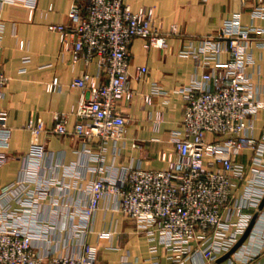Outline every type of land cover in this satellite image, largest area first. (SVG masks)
<instances>
[{"label":"built area","instance_id":"obj_1","mask_svg":"<svg viewBox=\"0 0 264 264\" xmlns=\"http://www.w3.org/2000/svg\"><path fill=\"white\" fill-rule=\"evenodd\" d=\"M0 2L16 4L17 0ZM252 16L264 20V0ZM67 19L66 25H48V31L58 35L62 53H69L74 63L96 61L98 77L104 82L93 86L87 72L73 79L71 87L80 91V99L71 111L76 118L71 131L66 113L53 116L51 129L41 122L24 125L31 135L30 151L23 158L19 179L0 197V264H98L96 251L83 237L103 201L134 222L147 241L162 245L173 264H185L197 256L201 264H217L243 236L264 198V125L259 131L256 127L264 98L248 73L255 64L253 48L264 49V29L243 26L236 14L215 34L204 37L198 50L181 52L192 57L202 72L180 91L182 120L171 133L175 160L165 169L138 166L122 170L118 177L92 179L84 200L62 204L69 188L77 185L60 186L56 178L42 177L46 153L38 137L48 132L57 137L70 134L84 144L99 141L101 145L123 140L127 119L119 104L134 96L128 86V46L133 39L144 40L146 48L167 46V38L155 28L152 9L131 11L125 0L76 1ZM3 30L0 19V50ZM147 73L146 67H136L135 80ZM8 80L0 65V99ZM58 89L54 83L48 86L51 92ZM165 94L156 87L151 93ZM151 95L145 97L147 104ZM5 119L1 111L0 168L8 161L12 133ZM246 152L250 157L244 161L241 157ZM7 195L14 206L1 204ZM46 201L54 209H67L69 228L58 230L51 219L39 217ZM55 229L65 233L59 241L51 237ZM71 241L77 252L64 254ZM37 242L47 244L46 249H38ZM150 252L156 253V247ZM260 255H246L237 264H255Z\"/></svg>","mask_w":264,"mask_h":264},{"label":"crops","instance_id":"obj_2","mask_svg":"<svg viewBox=\"0 0 264 264\" xmlns=\"http://www.w3.org/2000/svg\"><path fill=\"white\" fill-rule=\"evenodd\" d=\"M76 1L82 3V0L0 2V19L4 23L0 65L9 79L0 99V112H5V122L12 130L8 161L0 168V197L19 179L23 158L30 151L31 135L24 125L41 122L51 129L53 116L66 113L69 115L67 129L71 131L76 122L71 111L80 99V91L71 87L73 79L87 72L93 79V86L104 82L98 77L96 61L89 65L83 61L74 63L69 53H62L58 35L47 29L50 24L66 25L67 13ZM125 3L134 12L152 9L155 28L159 35L167 38V46L164 49L146 48L142 39H133L128 46L131 74L128 86L134 96L131 101L123 99L119 104V111L127 119L123 140L101 145L99 141L84 144L70 134L57 137L48 132L38 137V143L44 145L46 153L42 177L56 178L61 181L60 186L77 185V188H69L62 204L84 200L92 179L118 177L122 170L138 166L165 169L175 160L171 133L179 128L182 120L180 91L202 72L192 57L182 56L181 52L187 48L198 50L204 37L215 34L224 21L236 14L243 26L264 29V20L252 16L260 0H125ZM252 54L255 64L248 68V73L264 98V49L255 47ZM208 60L213 64V58ZM221 60L225 63L227 56H222ZM136 67L148 70L139 81L135 80ZM51 83L57 84L59 89L49 91ZM155 87L166 96L151 95ZM148 95H151L150 104L145 101ZM86 96L90 97L88 92ZM263 125L264 112H261L256 120L258 131ZM249 157L250 153L246 152L241 159L246 161ZM11 199V195H7L1 199V204L14 206ZM44 204L40 218L51 219L58 230L71 226L70 219L65 217L67 209H54L47 201ZM110 206L106 201L100 204L89 232L83 237L96 251L98 264H173L162 245L147 241L134 222ZM59 212L62 215H57ZM254 216L252 228L238 253L218 264H235L233 260L237 264L246 255L256 252L262 255L255 264H264V249L261 250L264 206L254 211ZM56 229L51 237L59 241L65 233L60 234ZM70 244L72 246L67 247L64 254L77 252L75 242ZM46 245L36 243L40 250H45ZM154 246L157 252L151 253L150 248ZM201 263L197 256L185 264Z\"/></svg>","mask_w":264,"mask_h":264},{"label":"water","instance_id":"obj_3","mask_svg":"<svg viewBox=\"0 0 264 264\" xmlns=\"http://www.w3.org/2000/svg\"><path fill=\"white\" fill-rule=\"evenodd\" d=\"M264 206V198L259 206V209H262V207ZM254 220H255V216L252 218L250 224H249V227L246 229L245 233L243 234V236L240 238V240L238 241V243L227 253L225 254L224 256H222L219 260H217V264L226 260L231 254H233L240 246L241 244L245 241V239L247 238L248 234H249V231L250 229L252 228V225L254 223Z\"/></svg>","mask_w":264,"mask_h":264}]
</instances>
